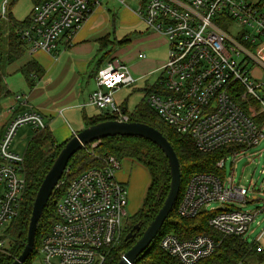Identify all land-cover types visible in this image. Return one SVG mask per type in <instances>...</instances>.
Returning a JSON list of instances; mask_svg holds the SVG:
<instances>
[{
  "label": "built area",
  "instance_id": "obj_1",
  "mask_svg": "<svg viewBox=\"0 0 264 264\" xmlns=\"http://www.w3.org/2000/svg\"><path fill=\"white\" fill-rule=\"evenodd\" d=\"M7 0H5L6 2ZM103 0H42L32 6L29 23L18 29L27 51L53 54L59 42L68 44L91 10ZM125 5L126 0H117ZM136 13L146 25L165 35L169 51L161 70V89L146 101L177 132L190 136L199 150L239 146L234 159L264 138V0H136ZM5 4L0 18H5ZM140 54L139 57H143ZM128 65L111 56L95 75L96 89L87 104L117 120L130 116L116 103L114 93L135 83ZM249 100L246 109L235 97ZM16 102L26 105L23 94ZM11 116L0 139V250L10 241L7 230L19 217L27 192L25 151L14 149L20 127L39 133L49 127L41 111L29 108ZM100 141L94 142L93 147ZM91 144V145H92ZM89 146V145H88ZM87 147V146H86ZM85 148V147H84ZM227 155L217 165L224 168ZM100 166L73 179L56 201L57 220L39 248L41 264H102L106 247L117 243L124 228L129 202L126 184L117 179L122 162L113 155L98 156ZM66 184L60 179L55 189ZM258 199L253 197L250 201ZM248 190L215 174L198 173L188 182L177 212L193 217L201 210L213 212L209 225L222 237L242 236L264 213V206L242 209ZM216 204L214 206L213 204ZM241 205V204H240ZM129 219V218H128ZM259 223V221H257ZM264 229L249 242L258 252ZM221 241L208 234L182 239L165 234L159 246L185 264L211 256ZM243 264V261L240 262Z\"/></svg>",
  "mask_w": 264,
  "mask_h": 264
},
{
  "label": "trees",
  "instance_id": "obj_2",
  "mask_svg": "<svg viewBox=\"0 0 264 264\" xmlns=\"http://www.w3.org/2000/svg\"><path fill=\"white\" fill-rule=\"evenodd\" d=\"M32 1L34 5L42 0ZM28 23L29 16L23 21L15 19L12 15L9 16L8 20L0 18V109L3 98L8 94L4 81L3 67L6 63H12L24 55L26 47L19 40L18 29L26 27ZM127 41L128 39H124L119 41L118 44H123ZM116 42V40L110 39L109 36L100 41L102 52L96 57V72L94 75H96L109 56L110 50L107 49ZM22 70L27 76L31 72L38 73L40 71L34 61L26 63ZM144 89L147 95L154 91L158 92V89L161 88L157 80L152 84L147 83ZM235 100L244 109L247 108L246 105L249 100L243 99L241 95L236 96ZM144 101L145 103L138 104L135 111L129 115L130 121L145 122L160 130L167 137L180 161L181 189L175 207L165 221L157 238L140 254L134 264H185L159 246L160 239L167 233H174L182 239L191 238L198 234H208L217 241H221L211 256L194 264H238L253 255L259 261H264V252L259 253L242 236H220L209 225V219L213 212L201 210L193 217H184L177 212L178 203L190 179L198 173L215 174L223 178L224 168H220L217 163L226 155L234 152L239 146L230 144L210 152L201 151L190 136L180 134L174 127L165 123L148 102ZM151 110L157 115L153 114ZM115 118L117 117L108 113H100L94 117L86 118V126ZM65 143H58L49 128L39 133L33 132L32 139L25 150L27 192L19 217L14 220L11 227L7 230L10 241L6 246V251L0 250V264L12 263L22 252L27 241L28 224L38 188ZM90 147L91 149H89ZM102 155H113L121 162L127 158L143 166L150 175V183L142 208L127 220L129 222L130 218H132L133 223L137 222L140 226V230L135 229L136 237L130 241L125 239L126 234L130 230H123L118 239V241L121 240V243L119 245L114 243L106 247L107 256L102 264H118L122 255L141 237L144 230L154 219L170 189L171 175L166 155L155 143L142 137L114 136L104 138L98 145L94 147L89 145L78 151L70 159L67 171L62 177V179H66V184L54 190L38 223L35 248L25 264H32L39 257V248L43 238L50 232L57 220V199L61 197L73 179L92 167L100 166L98 156ZM121 251L123 254L120 256L118 253L120 254Z\"/></svg>",
  "mask_w": 264,
  "mask_h": 264
},
{
  "label": "crops",
  "instance_id": "obj_3",
  "mask_svg": "<svg viewBox=\"0 0 264 264\" xmlns=\"http://www.w3.org/2000/svg\"><path fill=\"white\" fill-rule=\"evenodd\" d=\"M127 1L125 5H121L117 0H103L101 4L96 5L81 27L74 33L71 41L65 44V41L61 40L58 50L53 54L42 50L30 52L27 51L26 45L25 53L21 58L4 65V81L8 94L1 102V137L11 118L6 113L5 108L13 104H15L16 113L29 108L41 111L45 118L49 120L48 128L58 143H60L58 139H64L62 143H65L82 129H76V127L86 126V118L102 113L95 106L92 107V105L87 104L89 94L96 89L95 60L102 52L100 41L106 36L112 39V35L116 36L119 27H132L134 33H146V36H140L145 43L153 40L152 44L149 43L145 46V50L147 49V53H149L148 56L140 51L134 56V59L127 60V63L130 62L131 64L130 67L128 66L130 72L131 67H133L132 70L142 73L138 76L140 77L139 80H144L147 74L151 76L158 75L168 59L169 46L167 39L162 33L150 29L139 18L136 10L132 9L130 11ZM133 1L137 3L136 0ZM251 1L258 2L260 0ZM119 5L123 6V9L118 12V9L122 8ZM126 13H131L133 17L126 19ZM158 52L160 54L157 56ZM140 54L144 56L139 57ZM111 56L117 55L111 54L107 58ZM29 61L36 62L40 71L38 73L31 72L27 76L22 68ZM132 76L134 77L133 74ZM135 77V82H137L138 79ZM147 83L152 82L146 80ZM17 93L25 95L26 105L23 106L15 101L14 95ZM116 93L117 91L114 95ZM116 103L124 113L130 115L127 109L128 100L116 101ZM23 132H26L27 139L33 135V130L29 126H25ZM14 149L20 152L16 146H14Z\"/></svg>",
  "mask_w": 264,
  "mask_h": 264
},
{
  "label": "rangeland",
  "instance_id": "obj_4",
  "mask_svg": "<svg viewBox=\"0 0 264 264\" xmlns=\"http://www.w3.org/2000/svg\"><path fill=\"white\" fill-rule=\"evenodd\" d=\"M127 3H128L127 5L130 7L129 9L130 11L132 9L137 10V3L135 1L128 0ZM4 4L7 8L6 17L4 18L5 20H8L9 16L12 15L15 19L19 21H23L30 14L33 6V1L7 0L5 2V0H0V10ZM119 6L122 8L120 9L116 8L118 9V12L121 9H123V6L121 5ZM132 17L133 16L131 13L125 14L126 19H131ZM145 34L146 33L144 32L134 33L132 27L131 28L119 27L118 30L116 31V36L112 35V39L116 40L117 42L111 45L112 47L110 46L107 49L110 50L109 55L116 54L126 63L127 60L134 59V56H136V54H138L140 51L141 52L143 51V53H145L146 56H148L149 53H147V49L145 50V46L149 43L152 44L153 40L148 43H145L144 39L141 38L143 35L146 36ZM124 39H128V41L124 42L123 44H118L119 41H122ZM159 54L160 52L157 53V56ZM127 64L129 67L131 66L130 62ZM132 68L133 67H131V72L134 75V77L136 76L135 77L136 79L140 78L138 76H140L142 73L138 71H134L132 70ZM145 76L146 78H144V80L138 79L137 82H135L133 85L128 86L120 91H117V93L114 95L116 101L123 102L128 100L127 109L129 114L134 112L138 104L145 103L144 100H146V93L144 87L146 85V80H149L152 83H154L161 76V71L158 73V75L154 74L151 76L147 74ZM0 111L2 112V109H0ZM152 112L153 114L157 115L154 111ZM1 123L2 120L0 115V130H1ZM25 126L26 125L22 126L23 128L20 127L21 129L19 128L20 130L18 132V135L15 137L13 144V146H16L18 150H20V153H24V151L28 148L30 140L32 139V136L29 139H27V137L25 136L26 132L25 133L23 132ZM85 127L86 126L84 125V127H76V129L77 128L83 129ZM58 140L60 143L64 141V139H58ZM90 146L93 147V144ZM89 149H91V147ZM227 156L228 157L224 166L225 179L229 180L233 176L235 184L239 183V186L241 188H246L248 190L249 201L253 199V197L258 198L253 201H250L249 203H243V204L238 203L237 206L243 207L242 209H256L259 207H263L264 206V138L260 141L258 145L244 152L238 153L235 159L232 153L228 154ZM116 176L119 181L123 182L127 186L129 202L126 207V211H127V216L129 218L142 208L145 193L150 182V175L143 166L126 158L122 160V169L117 172ZM213 205L216 206L215 203ZM128 218L125 217L123 219L124 225H126ZM257 221H259V223ZM127 223H129L130 229L135 223L137 224V222L133 223L132 218H130L129 222ZM263 229H264V213H261L256 218V220L251 224L249 232L245 235V240L249 242L255 241L258 237V234ZM120 243L121 240H119L116 244L119 245ZM259 243L264 247V236ZM122 254H123L122 251L120 252V254L118 253V255L120 256ZM32 264H41L40 258L37 257ZM243 264H264V261H259L255 257V255H253L248 257L245 261H243Z\"/></svg>",
  "mask_w": 264,
  "mask_h": 264
},
{
  "label": "water",
  "instance_id": "obj_5",
  "mask_svg": "<svg viewBox=\"0 0 264 264\" xmlns=\"http://www.w3.org/2000/svg\"><path fill=\"white\" fill-rule=\"evenodd\" d=\"M114 136L142 137L155 143L166 155L171 175L170 189L162 207L144 230L141 237L122 255L118 264H134L140 254L157 238L165 221L173 211L180 193L181 168L179 158L167 137L157 128L140 121L109 119L86 126L66 141L38 188L28 224L27 241L23 250L10 264H25L31 256L35 248L38 223L57 183L67 171L68 163L73 155L94 142ZM135 229L140 230V226L135 224L133 229L126 235V240L130 241L136 237V233H133Z\"/></svg>",
  "mask_w": 264,
  "mask_h": 264
},
{
  "label": "flooded vegetation",
  "instance_id": "obj_6",
  "mask_svg": "<svg viewBox=\"0 0 264 264\" xmlns=\"http://www.w3.org/2000/svg\"><path fill=\"white\" fill-rule=\"evenodd\" d=\"M135 225V224H134ZM129 228V223H126V225H124V228H123V230H131V229H133V227L131 228V229H128ZM122 230V231H123ZM128 233H129V231H128ZM127 233V234H128ZM133 233L135 234L136 232H135V230L133 231Z\"/></svg>",
  "mask_w": 264,
  "mask_h": 264
}]
</instances>
